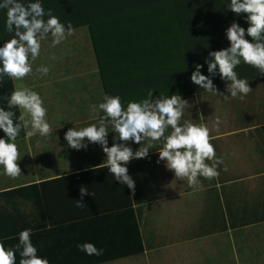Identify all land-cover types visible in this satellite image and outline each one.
<instances>
[{"label": "crops", "instance_id": "0c3cea01", "mask_svg": "<svg viewBox=\"0 0 264 264\" xmlns=\"http://www.w3.org/2000/svg\"><path fill=\"white\" fill-rule=\"evenodd\" d=\"M208 1L212 4L211 10L200 4ZM172 4L180 27L203 28L197 35H193L190 29L184 34L181 31L184 45L223 38L226 28L234 21L245 29L248 26L243 18L246 14L236 16L227 8L224 10L218 0H172ZM51 39L49 35L41 41L40 55L32 62L33 72L21 81L12 80L14 89L25 87L39 93L42 99H55L54 121H47L57 126L48 137L37 134L26 138L24 135L17 140L20 155L17 163L21 174L15 178L0 175V241L5 247H14L18 243L19 232L31 229L30 238L38 249L37 254L51 264L94 261L98 256L86 255L77 248V244L85 242L103 249V258L142 251L99 264H170L140 261L142 255L154 249V244L145 234L143 218V207L147 201L144 187L152 176L166 181V185L164 182L162 184L164 187L185 189L184 202L190 207L193 195H199V218L205 210L209 186L219 192L224 187L226 195L233 198V206H238L244 200L252 203L258 198L264 188V112L239 118L235 123L237 127L229 131L209 134V141L221 161L217 166L218 175L211 180L198 177L196 184L189 185L186 178L175 177L163 161L158 162L159 148L150 149L151 170L145 177L134 181L135 186L141 188L145 200L136 203L127 186L115 181L104 167L106 154L99 144L91 143L87 148L75 150L68 147L64 139V133L69 128L79 129L97 122L91 118L90 105L102 102L104 96L101 69L88 29H73L72 35L54 47L51 46ZM41 65L48 67L47 76L36 71ZM104 71L111 72V67H106ZM191 102L188 100L189 105ZM259 104L264 109V100ZM191 111L190 106L185 109L184 121H190ZM107 139L111 147L113 133L110 132ZM244 151L247 153L246 160L242 158ZM224 153H230L233 162L247 172V191H237L234 186L237 179L222 176L220 154ZM32 184L36 186L27 187ZM103 184L119 185L124 192L114 196L110 193L101 198H94L90 194L81 196V187L89 192L91 186ZM138 205L141 206L139 216L136 212ZM129 206L133 210L131 215L125 213ZM196 225L187 233L180 232L185 237L166 246L178 263H192L193 249L197 247L201 250L200 244L207 242L212 243L218 255L223 254L222 259L226 258L232 263H264V220L200 236L193 234ZM65 253L70 254L65 256ZM19 260L17 252L16 264H19Z\"/></svg>", "mask_w": 264, "mask_h": 264}, {"label": "clouds", "instance_id": "9594fccd", "mask_svg": "<svg viewBox=\"0 0 264 264\" xmlns=\"http://www.w3.org/2000/svg\"><path fill=\"white\" fill-rule=\"evenodd\" d=\"M226 7L236 16L246 14L243 18L248 26L245 29L235 21L231 23L225 30L229 46L209 51L210 58L204 61L209 75L202 74L203 65L196 64L190 80L205 92L216 94L219 92L213 77L218 75L225 82V98L230 96L242 100L251 88L249 82L239 78L234 69L245 63L264 74V0H227ZM0 9L6 10L5 30L13 33L11 39L0 44V81L5 77L21 81L32 73V62L40 55L41 41L49 35L54 47L73 34L72 24L69 22L65 25L52 14L51 9L45 10L42 0H27V3L22 0H0ZM36 71L47 76L49 69L41 65ZM153 92L149 90L145 98L129 101L126 106H122L119 96L105 94L102 102L90 105L91 118L96 119V123L79 129L69 128L64 133L67 146L80 150L91 143L99 144L106 154L104 167L115 181L133 191L135 182L128 174L126 165L132 159L147 157L156 144L161 145L158 162L163 161L175 177L186 178L189 185L196 184L198 177L209 180L216 177L221 161L209 141L207 127L187 120L181 123L185 109L190 106L188 101L178 94L153 97ZM4 99L7 108L0 107V131L4 133L0 137V175L15 178L21 174L16 143L21 130H25L26 138L37 134L48 137L51 128L45 118L47 109L43 99L36 91L20 87ZM13 108L20 110L15 122ZM110 132L113 133L111 147L107 139ZM129 141L140 147L133 151L128 145ZM85 194L90 193L81 188V196ZM31 234V229L20 231L14 247H5L0 241V264H16L17 252L19 264H49L46 258L37 254L38 249L32 243ZM77 248L86 255L103 254V249L89 242L77 244Z\"/></svg>", "mask_w": 264, "mask_h": 264}, {"label": "trees", "instance_id": "16d2710c", "mask_svg": "<svg viewBox=\"0 0 264 264\" xmlns=\"http://www.w3.org/2000/svg\"><path fill=\"white\" fill-rule=\"evenodd\" d=\"M22 2L27 3V0H22ZM200 4L203 7L208 6L207 10L212 9L210 1ZM42 6L45 10L51 9L52 14L65 25L70 22L73 29L82 27L88 29L101 69L104 95L119 96L122 106H126L129 101H139L145 98L149 90L154 91L153 97L159 94L169 96L178 94L187 101L204 95H213L192 83L190 76L195 70L196 64L203 65L201 73L209 75L207 65L204 63L206 58H210L208 57L209 51L227 48L229 41L223 37L206 43L184 45L181 31L184 34V32L188 33L190 29L193 31V35H197L203 28L186 27L185 29V27H180L172 0H42ZM5 20L6 10L0 9V44L13 36V33L5 30ZM246 39L251 40L247 36ZM109 66L111 72L106 73L104 69ZM234 70L238 73L239 78H244L249 82L251 91L244 99L236 98L232 100V103L236 106L244 104L247 110H251L252 100L257 98L258 87L261 84L264 85V74L245 63H241ZM213 83H222L216 86L217 90L219 93L227 94L225 82L220 80L218 75L213 77ZM13 90L11 79L5 77L3 81H0V107L7 108L4 97L10 95ZM263 99L264 97H262ZM258 105V108L263 107L261 104ZM11 110L16 113L13 118L15 122L20 115V110L17 108ZM247 114V111L243 113L245 117L248 116ZM257 115H261V113ZM183 122L182 116L181 123ZM168 131L170 132L171 129ZM167 134L168 132L165 133V135ZM24 135L25 130L22 129L17 140L22 139ZM2 136L4 133L0 131V137ZM128 145L133 151L140 147L139 144L132 141H129ZM144 145H146V141ZM160 147L161 145L156 144L152 149ZM216 157H218L217 154ZM126 166L128 174L135 181L150 172L151 156L132 159ZM224 181L221 180V182ZM35 186L32 184L27 187ZM120 188L119 185L106 186L103 184L96 187L91 186L89 193L94 198L106 197L110 193L114 196L124 192V189ZM129 192L136 203L145 200L140 187L135 186L134 191L129 189ZM84 199L88 200L85 196ZM232 201L233 198L226 195L224 187L219 192L215 187L209 186L205 210L198 220L194 236L225 231L228 228L264 220V188L252 203L244 200L238 206H233ZM40 202L42 212H44L45 208L41 199ZM130 206L127 207L125 213L131 215L133 210ZM136 212L139 216L140 205L136 207ZM141 252L138 250L104 258L100 255L90 263L62 264H99ZM68 254L70 253H65V256Z\"/></svg>", "mask_w": 264, "mask_h": 264}, {"label": "rangeland", "instance_id": "374dc122", "mask_svg": "<svg viewBox=\"0 0 264 264\" xmlns=\"http://www.w3.org/2000/svg\"><path fill=\"white\" fill-rule=\"evenodd\" d=\"M227 0H218V4L226 10ZM225 93H217L213 95H204L195 98L190 103L192 109L190 122L207 127L209 134L220 133L237 127L235 123L239 118L245 117L243 113L247 111L248 116H254L258 113L263 114L264 109L257 108L260 102H263L264 85H260L256 91V97L252 100L253 106L251 110H247L244 104L236 106L232 100L236 98L227 97ZM50 97V94H48ZM45 98V97H44ZM44 107L47 109L46 120L54 121L55 115V99H43ZM242 113V114H241ZM229 121V122H227ZM51 132L55 131L56 124L49 122ZM16 143H18L16 141ZM219 147V145H217ZM220 151H223L220 149ZM225 152V151H224ZM223 161L222 176L230 179H237L235 187L237 191H247L248 179L247 172L242 170L241 165L233 162L230 153L220 154ZM246 160L247 153L244 151ZM231 161V162H230ZM239 168V170L237 169ZM238 178H240L238 180ZM166 181L158 180L152 176L146 183L144 190L147 201L143 207L144 231L150 241L154 244V249L147 251L140 257L142 263H173V264H264V263H232L226 258H221L222 253L217 254L211 246L212 243L200 244L201 250L196 247L192 251L194 260L192 263H178L176 258L173 259L166 246L185 237L180 232L187 233L189 229H193L199 219V195H193V203L191 207L184 202V190L177 188L164 187ZM220 257V258H219Z\"/></svg>", "mask_w": 264, "mask_h": 264}]
</instances>
